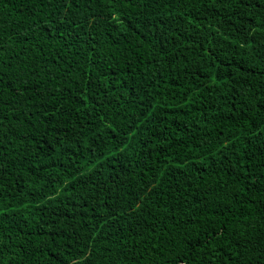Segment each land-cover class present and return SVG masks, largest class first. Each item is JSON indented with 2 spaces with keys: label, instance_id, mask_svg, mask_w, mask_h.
Segmentation results:
<instances>
[{
  "label": "trees",
  "instance_id": "trees-1",
  "mask_svg": "<svg viewBox=\"0 0 264 264\" xmlns=\"http://www.w3.org/2000/svg\"><path fill=\"white\" fill-rule=\"evenodd\" d=\"M264 264V0H0V264Z\"/></svg>",
  "mask_w": 264,
  "mask_h": 264
},
{
  "label": "snow or ice",
  "instance_id": "snow-or-ice-1",
  "mask_svg": "<svg viewBox=\"0 0 264 264\" xmlns=\"http://www.w3.org/2000/svg\"><path fill=\"white\" fill-rule=\"evenodd\" d=\"M181 264H182V262H181Z\"/></svg>",
  "mask_w": 264,
  "mask_h": 264
}]
</instances>
